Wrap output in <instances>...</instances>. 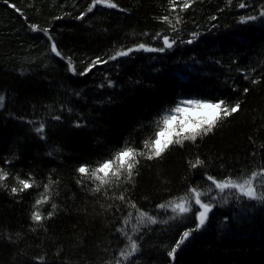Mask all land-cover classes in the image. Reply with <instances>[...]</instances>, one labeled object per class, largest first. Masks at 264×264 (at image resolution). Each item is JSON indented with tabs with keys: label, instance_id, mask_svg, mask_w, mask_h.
<instances>
[{
	"label": "trees",
	"instance_id": "trees-1",
	"mask_svg": "<svg viewBox=\"0 0 264 264\" xmlns=\"http://www.w3.org/2000/svg\"><path fill=\"white\" fill-rule=\"evenodd\" d=\"M113 2L117 8L97 5L78 20L91 0H9L23 16L0 0V169L8 173L0 186V264H114L126 246L120 227L139 237L140 249L122 264H264V202L232 197L214 204L174 260L167 253L197 222L169 219L171 209L156 207L192 187L206 191V174L222 179L264 167V0H193L184 11L176 0L175 12L169 0ZM165 15L173 24L179 15L178 34L158 19ZM249 15L259 18L240 21ZM31 24L49 29L63 59ZM158 32L178 43L163 53L134 51L83 76L68 69L69 58L79 73L120 49L161 47L152 39ZM193 32L200 34L193 43L180 42ZM188 98L241 108L195 142L151 160L137 156L131 180L125 172L96 192L98 181L78 173L125 146L147 152L144 141L155 138L160 118ZM41 123L42 135L35 131ZM197 157L204 164L193 168ZM17 177L34 186L13 194ZM45 184L50 199L40 211L47 218L37 224L31 214ZM130 203L157 223L133 234L135 219L123 223L130 211L135 216Z\"/></svg>",
	"mask_w": 264,
	"mask_h": 264
},
{
	"label": "snow or ice",
	"instance_id": "snow-or-ice-1",
	"mask_svg": "<svg viewBox=\"0 0 264 264\" xmlns=\"http://www.w3.org/2000/svg\"><path fill=\"white\" fill-rule=\"evenodd\" d=\"M9 7L14 9L17 13L21 12V9L18 8L15 4H9V0H4ZM193 0H182L180 3V11L187 10L191 7ZM171 5L170 12H175L177 8L176 0H169ZM97 5H102L110 9H115L118 7L113 0H91V4L87 8V12H81L76 19H83L87 13L92 12ZM244 3L240 4V8H245ZM259 17H264V9L259 13ZM256 15L241 16L240 21H254L259 18ZM26 19V18H25ZM60 19V17H57ZM161 22L167 23L171 26L173 33H177L179 29L177 25L182 23L179 15L175 17V24H173L172 19L169 15H165L158 18ZM212 20H215L216 17H211ZM30 30L32 32H42L50 42V51L54 53L57 57H62L61 52L58 50L57 44L53 37L49 34V29L44 28L40 29L38 25L31 24ZM144 35H148L145 33ZM198 32H193L191 34L192 38L187 41H180L181 43H193L198 37ZM153 40L161 41V47H152L145 43H139L134 47L127 49H120L115 51L114 54L108 55L107 59L102 57H96L93 59L83 71L77 73L74 65L72 64L71 59H68V69L73 74L86 75L91 72L94 68L99 65L107 64L111 61H117L119 58L128 57L134 51H147V52H160L163 53L167 50H171L177 43L178 39L176 36H171L163 33H156L153 37ZM108 86H112V82L108 80ZM245 92L248 91L247 88L244 89ZM4 97L0 96V107L3 106ZM241 108L239 102L235 104H228L224 99L218 100H208L200 98H188L179 101L175 107L168 110L158 122L162 126L159 127L158 131L155 133V138L144 141L145 151H137L131 146H125L110 159L104 160L100 163L95 169H89L86 165H81L77 171L81 174L82 177H87L98 181L97 186L93 191L99 192L102 187L105 185H111L113 178L116 181L120 180L122 174L126 172L127 179L131 180L133 176V170L135 165L138 163L137 156H145L151 160L154 158H159L162 154L172 145L178 144L183 145L185 141L195 142L198 137L202 138L209 133H211L214 128L221 122L223 119L232 116L237 113ZM70 111V110H69ZM59 120L60 117H55ZM79 126V125H77ZM38 134H43L44 125L40 124L38 128L35 129ZM204 164V161L196 158L195 163L191 166L196 168ZM8 173L0 169V186H5L3 181L7 178ZM206 180L210 182V185L207 191H199L196 187H192L188 192L179 198H173L172 200L158 204L156 207L158 209H171L173 215L169 219H182L186 214H191L194 216L197 221L195 228H189L180 234L179 239L176 241L175 245L167 253L168 257L175 259V255L178 249L190 238L192 237L195 231L203 228L206 222L209 220V214L213 211L214 202L216 197L211 196L210 193L213 190H217L218 195L223 194L226 190L229 193H232L236 196L237 199L241 197H246L249 200H256L264 202V191H258V188L264 187V167H260L259 170H253L250 174H242L240 176H234L229 174L224 176L222 179L217 177L207 175L205 176ZM19 187H13L11 192L13 194L17 192H24L34 186V181L30 179H19L17 177ZM79 182V181H78ZM49 185H44V194L38 198L33 205V212L31 214V219L33 222L39 224L47 217L43 216L40 211V206L47 203L50 199ZM203 198H207L209 202H204ZM120 201H125V195L122 192L118 197ZM178 201V202H177ZM222 203H227V197H221ZM52 209L56 208L55 204H52ZM130 207L135 210V216L133 212H129L128 215L124 218V225L132 224L133 218L136 221V224L132 226V233L136 234L140 232V226L147 227L150 224L157 223V220L154 216H150L148 212H144L136 207L134 203H130ZM48 217L53 215V212H48ZM117 232L124 236L128 244L125 248H122L119 252V257L115 259L114 264H122V262H129V258L134 254L139 252V245L137 239L139 237L133 238V235H129L126 227H120L117 229ZM39 261L43 262L44 257L41 256L37 258Z\"/></svg>",
	"mask_w": 264,
	"mask_h": 264
},
{
	"label": "rangeland",
	"instance_id": "rangeland-1",
	"mask_svg": "<svg viewBox=\"0 0 264 264\" xmlns=\"http://www.w3.org/2000/svg\"><path fill=\"white\" fill-rule=\"evenodd\" d=\"M183 100V99H182ZM207 191V190H206ZM258 191H264V187H261V188H258ZM210 195L211 196H214V197H216V201L214 202V204H221L222 202H221V197H227V201L229 200V198H232V197H236L234 194H232V193H229L227 190H226V192L225 193H223V194H219L218 195V192H217V190H213L211 193H210ZM204 199V202H209L208 201V199L207 198H203ZM173 215V213H172V211L170 210V216H172ZM191 217H194L193 215H191V214H186L182 219H175V220H185V221H187L189 218H191ZM197 222V221H196ZM183 223V222H182ZM125 240H126V245L128 244V241H127V239L125 238Z\"/></svg>",
	"mask_w": 264,
	"mask_h": 264
}]
</instances>
